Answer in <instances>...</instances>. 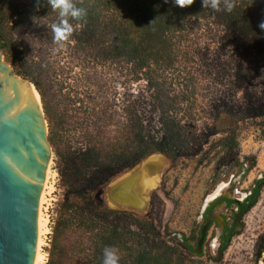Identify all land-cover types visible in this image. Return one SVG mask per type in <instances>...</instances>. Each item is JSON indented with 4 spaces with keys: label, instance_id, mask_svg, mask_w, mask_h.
<instances>
[{
    "label": "rangeland",
    "instance_id": "obj_1",
    "mask_svg": "<svg viewBox=\"0 0 264 264\" xmlns=\"http://www.w3.org/2000/svg\"><path fill=\"white\" fill-rule=\"evenodd\" d=\"M28 3L0 0V30L10 34L9 17L26 10ZM247 41L239 35L229 41L222 33L200 36L186 58L153 71L78 53L71 48L72 40L63 47L45 43L35 59L26 57L45 95V101L39 98L51 148L48 188L40 206L45 219L41 264L48 260L57 219L62 246L78 236L70 221L84 220L79 231L89 240L90 254L100 225L106 235L115 227L118 239L107 248L117 250L119 264H142L141 257L171 264L196 258L181 245V234L197 236L208 201L221 188V193L231 189L232 198L242 200L253 181L264 175V48ZM227 125L231 129L220 131ZM138 134L145 142H164L171 151L149 192L147 211L119 209L98 219L96 209L107 207L109 183L138 163L132 164L141 148L132 147ZM230 137L236 146H227ZM247 156L253 157V168L241 180L235 178L233 162ZM74 202L81 207L73 209ZM221 213L232 221L230 208ZM241 221L240 233L232 237L220 262L211 260L219 246L218 228L212 225L200 259L206 264H253L264 239V187Z\"/></svg>",
    "mask_w": 264,
    "mask_h": 264
},
{
    "label": "trees",
    "instance_id": "obj_2",
    "mask_svg": "<svg viewBox=\"0 0 264 264\" xmlns=\"http://www.w3.org/2000/svg\"><path fill=\"white\" fill-rule=\"evenodd\" d=\"M28 1L26 10L9 17L11 20L9 26H13L11 30L16 31L18 36L12 35V31L8 34L6 30H0V51L14 68L15 74L34 85L43 102L45 95L41 81L32 74L31 65H28L29 59L26 57L35 59L40 53L39 48L45 43L57 46L52 39L51 25L58 22V16L47 6L45 0ZM76 2L87 14L83 20L70 21L74 31L64 43L68 44L72 40L74 45L71 48L78 53L85 51L97 59L123 61L130 64L134 70L168 69V65L176 62L178 57L186 58L193 41L200 36L222 33L230 41L239 35L245 42L251 40L255 46L264 48V30L259 28L261 21H264V0H236L237 6L231 13L225 11L223 7L218 12L203 9L201 0H194L192 5L185 8L175 6L172 0H168V3L164 0H76ZM15 10L17 12L18 9ZM25 25L31 27L23 30ZM28 32L36 36L28 39L26 36ZM225 119L230 120V117ZM228 129H231L230 125L220 131ZM225 142L227 146H236L231 137L225 139ZM132 144V147L136 145L141 147L139 156L132 164L158 152L170 157V147L164 142H145L141 134L132 139ZM122 154L119 153L117 156ZM233 165L238 168L235 178L241 180L253 168L254 159L252 156H247L242 161L236 159ZM263 187L264 175L253 181L248 194L242 200H225L227 208L231 209L232 221L230 223L226 221L225 234L219 239L216 256L211 257L213 262L222 260L232 237L240 233V227L243 226L241 217L255 206ZM85 196L90 197L89 193ZM80 204L82 203L74 202L72 208H80ZM96 213L99 214V219L101 216L117 212L101 206L96 209ZM70 222L71 226H75L78 236L63 246L60 245L57 239L59 223L57 219L46 264H102L103 248L110 247L118 239L115 227L111 229L110 235H106L105 228L98 224L100 230L95 233V243L90 254L89 240L79 231V226L84 220ZM63 226L67 229L64 223ZM199 236V233L196 237L194 235L185 237L181 234L180 243L192 256H195L193 252ZM190 241H193L194 245H191ZM260 241L253 264L258 263L264 252V239ZM201 256L202 252L195 259L181 260L177 264H206L200 259ZM140 260L142 264H171L165 259L155 257H141Z\"/></svg>",
    "mask_w": 264,
    "mask_h": 264
},
{
    "label": "water",
    "instance_id": "obj_3",
    "mask_svg": "<svg viewBox=\"0 0 264 264\" xmlns=\"http://www.w3.org/2000/svg\"><path fill=\"white\" fill-rule=\"evenodd\" d=\"M34 91V85L17 76L0 53V264H35L36 260L40 205L51 148L41 101ZM166 160L163 153H153L109 183L106 206L145 214L149 192L159 182ZM221 190L214 199L221 195L232 198L233 190ZM224 206L217 202L206 215L195 255L202 252L212 222L224 226L219 213Z\"/></svg>",
    "mask_w": 264,
    "mask_h": 264
},
{
    "label": "clouds",
    "instance_id": "obj_4",
    "mask_svg": "<svg viewBox=\"0 0 264 264\" xmlns=\"http://www.w3.org/2000/svg\"><path fill=\"white\" fill-rule=\"evenodd\" d=\"M47 6L58 16V22L51 25L53 42L59 47H63L72 35L74 28L70 21H80L86 16V10L77 6L76 0H45ZM168 3V0H164ZM175 6L185 8L194 3V0H172ZM203 9L220 11L221 8L231 13L237 6L236 0H201ZM259 28L264 30V21H261ZM102 264H119V256L114 248H105L103 252Z\"/></svg>",
    "mask_w": 264,
    "mask_h": 264
},
{
    "label": "bare ground",
    "instance_id": "obj_5",
    "mask_svg": "<svg viewBox=\"0 0 264 264\" xmlns=\"http://www.w3.org/2000/svg\"><path fill=\"white\" fill-rule=\"evenodd\" d=\"M34 94H35V96L37 97V101H39L40 98H39L38 93L34 91ZM48 176H49V166H48L47 171H46V178H45V182H44V188H43V194H42V199H41V205H42L43 202H44L45 194H46V189L48 188V185H47V182H48ZM218 191H219V190H218ZM218 191L214 194V196L217 195ZM214 196H213V197H214ZM211 197H212V196H211ZM213 197H212V198H213ZM41 205H40V206H41ZM44 225H45V219L43 218L42 211L40 210L39 229H38V241H37V253H36L35 264H41V260H42V255H41V253H40V244H41V242H42V240H41V235H42V233H43V231H44V230H43V229H44ZM231 247H232V246H231ZM229 248H230V247H229ZM234 248H235V247H234ZM234 248H233V249H234ZM230 249H232V248H230ZM230 249H229V250H230ZM229 250H227V251H229ZM259 264H264V254H263V261L260 262Z\"/></svg>",
    "mask_w": 264,
    "mask_h": 264
},
{
    "label": "flooded vegetation",
    "instance_id": "obj_6",
    "mask_svg": "<svg viewBox=\"0 0 264 264\" xmlns=\"http://www.w3.org/2000/svg\"><path fill=\"white\" fill-rule=\"evenodd\" d=\"M227 199H233V198H228L226 196L221 195V196L217 197L216 199H213L212 201L208 202L206 207H205V210L203 212V215H202V223L205 220L206 215L212 212V208L217 202H222L225 205L219 212L220 215L222 216V213H221L222 210H227L228 209L227 208V202L225 201ZM214 212H216V211H214ZM223 219H224L225 224H224V226L222 228L219 225H217L215 222H212V225H214V226H216L218 228V231L216 232V234L218 236V241H219L220 237L225 234L224 229H225V225H226V220H225V217H223ZM202 223H201V225H202Z\"/></svg>",
    "mask_w": 264,
    "mask_h": 264
}]
</instances>
